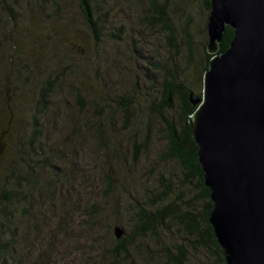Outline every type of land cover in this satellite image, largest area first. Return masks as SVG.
<instances>
[{
	"label": "rangeland",
	"instance_id": "1",
	"mask_svg": "<svg viewBox=\"0 0 264 264\" xmlns=\"http://www.w3.org/2000/svg\"><path fill=\"white\" fill-rule=\"evenodd\" d=\"M154 3L166 6L169 25L177 34V53L172 52L167 29L147 21ZM95 5L98 40L88 29L79 0H4L0 7V161L10 163L17 155L7 149L10 140L5 136L13 131L7 122L13 118L18 127L11 144L16 148L17 138L29 130L41 89L52 82L40 121L45 134L42 153L49 159L44 166L38 161L35 178L57 190L56 195H43L51 199H34L31 208L17 207L19 227L13 232L20 240L19 257L7 259V264H169L164 251L168 248L176 255L179 247L186 251L184 264H215L211 252L191 245L178 221L159 235L136 237L126 255H113L109 248L115 241L105 239L116 225L125 235L133 231L132 208L150 195L147 188L159 172L177 185L183 177L174 162H158L164 144L158 120L141 138H145L144 153H134L132 138L146 131L139 115L148 113L145 101H158L156 90L162 78L154 65L168 63L170 52L191 79L194 92L201 91L209 16L203 0H96ZM136 87L143 94L141 108L134 112L137 121L120 132L123 113L118 106L123 101L118 98L123 93L131 97ZM78 90L82 104L77 101ZM108 115L110 120L105 121ZM97 120L105 121L108 129L112 121L116 123L114 141L98 139ZM76 127L80 128L77 137L72 135ZM69 143H74V149ZM26 161H20L18 173L35 165ZM95 203L109 216L110 228L86 225H92L87 218ZM25 208L30 213L22 215Z\"/></svg>",
	"mask_w": 264,
	"mask_h": 264
},
{
	"label": "trees",
	"instance_id": "2",
	"mask_svg": "<svg viewBox=\"0 0 264 264\" xmlns=\"http://www.w3.org/2000/svg\"><path fill=\"white\" fill-rule=\"evenodd\" d=\"M4 0H0V7ZM96 0H79V9L82 13L88 29L91 31L95 39H99V21L97 17ZM205 11L210 12V1L203 0ZM152 13L147 19L149 25L164 27L167 29L168 41L173 43V53H177L179 45L174 43L177 41L176 31L174 27L169 25L170 19L165 4H152ZM207 25V24H206ZM207 32V27H206ZM234 30L229 26L225 27L222 34V39L218 43L217 54H224L229 48L233 38ZM208 37V36H207ZM190 49L191 46H190ZM170 52V60L168 63H163V66L154 65L157 71L162 74L159 88L156 90L157 102L145 101L144 107L148 109V113L143 116L139 115L140 125L146 130L144 134L140 131L132 140L134 153H144L145 138L151 130L153 121L158 120V129L161 133V138L164 142L159 163L161 161L174 162L181 170L182 179L180 184L171 177H165L163 173H158L156 181L152 182L147 188L150 195H145L144 198L137 200L133 206V231L124 234L120 239H116L112 230L111 237L105 238L106 243L110 238L115 241L113 247L109 248L113 255H126L127 249L132 245L136 237H142L146 234L159 235L160 231L169 227L171 223L179 222L182 228L190 236L189 242L194 247L204 249L206 252H211L214 257L215 264H226L223 249L219 246L213 232V228L209 222V215L213 209V203L210 199V190L206 187L202 172V167L197 159L198 147L192 138V128L189 122V117L195 112L196 107L192 104V99H201L203 96V82L201 91L195 93L191 87V79L185 75L180 65L175 59V54ZM204 66L203 74L208 71L210 59L213 57L208 50V40L203 48ZM170 63V67H168ZM204 80V78H203ZM153 85V83H151ZM141 88H133L131 97L123 93L118 100L123 101L118 106L122 110L123 119L118 130L126 132L135 123V109L141 108L139 105L143 99ZM52 91V82H46L41 89V100L38 101V106L35 107L34 113L31 115V121L28 123L29 130L16 140L17 147H11L12 140L15 138L14 130L18 129L13 118L7 122L11 125L12 132H7L5 139L9 138L10 145L7 147L8 152L17 151L16 158L8 162L0 161V264H7V259L15 260L19 257L18 245L20 240L17 239V233L13 229L17 228L15 224V212L17 207L27 204L29 208L32 202L37 197L40 199H51L43 196L44 194L56 195L57 190L50 182L45 184L40 183L35 178V170L38 169V161H42L39 166H44L48 161V154L42 153L40 142L42 141L43 127L41 125V114L46 107L44 99ZM78 104H82V94L78 90ZM130 98L129 100L127 98ZM99 106V101H94ZM139 113H143L141 110ZM39 115V119H38ZM114 119L115 116L113 115ZM145 120H142V118ZM110 120V115L105 119ZM105 121H95L97 128V137L99 140L114 141L117 135L114 131L116 123L111 122V126L106 128ZM137 121V120H136ZM106 128V130L104 129ZM76 127L72 131V135L77 137L78 130ZM136 129V127H135ZM86 131V130H85ZM73 146L74 143H69ZM41 153V157L39 154ZM35 163L28 166V171L18 173L20 171V161L23 159ZM26 161V162H27ZM18 162V163H17ZM9 170L11 172L9 173ZM31 172V173H30ZM106 174V173H105ZM70 176V174H68ZM109 184V183H108ZM44 185V186H43ZM58 185V183H56ZM176 195V197H175ZM98 203L91 204V215L87 218L92 222V225L86 223L90 229H94L95 225H107L110 228L109 216L104 210L99 211ZM29 208L21 211L22 215L29 214ZM86 214V212H83ZM117 226V225H116ZM124 231V230H123ZM125 233V232H124ZM115 238V239H114ZM17 242L19 244H17ZM111 245V244H109ZM109 247V246H108ZM163 250V247H162ZM184 248H178V254H171L169 249L164 251L165 257L169 264H184L186 261V253ZM128 264H131L127 261ZM89 264V263H88Z\"/></svg>",
	"mask_w": 264,
	"mask_h": 264
},
{
	"label": "water",
	"instance_id": "3",
	"mask_svg": "<svg viewBox=\"0 0 264 264\" xmlns=\"http://www.w3.org/2000/svg\"><path fill=\"white\" fill-rule=\"evenodd\" d=\"M213 55L203 96L192 99V138L226 264H264V0H209ZM229 48L217 54L225 27ZM116 239L124 235L113 229Z\"/></svg>",
	"mask_w": 264,
	"mask_h": 264
}]
</instances>
